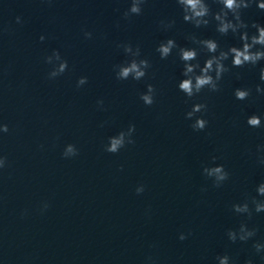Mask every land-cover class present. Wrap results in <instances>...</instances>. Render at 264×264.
Masks as SVG:
<instances>
[{
  "label": "water",
  "instance_id": "1",
  "mask_svg": "<svg viewBox=\"0 0 264 264\" xmlns=\"http://www.w3.org/2000/svg\"><path fill=\"white\" fill-rule=\"evenodd\" d=\"M208 3L213 12L221 8ZM131 4L0 0V125L9 129L0 132L7 161L0 169V264H218L223 255L230 264H264V251L253 247L264 243V212L251 204L264 200L256 191L264 183V94L256 92L264 88V60L237 68L230 56L219 91L189 98L178 88L186 78L179 48L197 49L192 63L203 67L211 54L189 37L215 39L226 51L242 46L239 35L219 34L214 20L200 28L185 22L177 0H145L139 15L125 18ZM242 19L251 36L252 23L264 26V10L253 3ZM162 21L175 23L165 29ZM168 39L178 47L161 59L156 49ZM123 44L138 46L136 59L149 61L141 80L116 78V66L133 58ZM54 51L68 68L50 79L58 62L45 58ZM81 77L87 83L77 87ZM149 84L156 90L151 106L140 99ZM237 88L251 95L238 100ZM197 103L207 110L187 119ZM252 115L260 127L247 124ZM197 118L208 121L202 131L192 128ZM133 124V144L105 151L110 137ZM69 144L78 155L64 158ZM217 165L229 173L220 187L203 173ZM245 201L251 219L232 209ZM241 223L256 235L233 243L227 232Z\"/></svg>",
  "mask_w": 264,
  "mask_h": 264
},
{
  "label": "clouds",
  "instance_id": "2",
  "mask_svg": "<svg viewBox=\"0 0 264 264\" xmlns=\"http://www.w3.org/2000/svg\"><path fill=\"white\" fill-rule=\"evenodd\" d=\"M215 3L221 5V8L217 12H213L209 6L208 0H177V3L182 7L183 20L185 22L193 24L196 28L206 27L210 24L211 20L216 22V31L221 35H227L229 32L239 35V39L242 43L241 47H230L226 51L220 49L218 42L215 39H197L195 36L189 37L194 44L200 46L201 50L210 53L211 55L205 61L203 67L196 61L198 57V51L195 48H179V57L184 62L183 76L186 77L178 84V88L189 98L197 95L203 89L207 88L211 92L219 91V82L222 80L225 73L230 69L225 65V61L231 56L232 67L242 68L245 65L255 66L261 60H264V26L257 23H252L251 27L256 29V33L249 35V25L242 19V10L251 7L253 3H256L257 7L264 10V2L261 0H214ZM145 3V0H132L131 7L124 14L125 18L129 15H139L142 11L141 5ZM231 14V18H229ZM211 18V19H210ZM16 22L22 23L21 17H16ZM165 29L172 27L175 21H170L165 24L161 22ZM244 30V31H241ZM85 37L92 38L91 32H85ZM41 41L45 38L40 37ZM257 46H260L257 48ZM123 47L124 52L133 57L128 63L116 66V78L119 80H127L131 77L134 80H141L147 74L146 70L150 67V63L147 59H136L140 56V48L137 46L133 49L130 44L118 45ZM175 40L168 39L166 42L160 43L156 51L160 54L161 59H166L172 54L174 48H177ZM58 62L53 70L48 74L50 79L56 78L63 74L67 68L68 63L63 60L58 51H54L52 55L45 58V62L53 64ZM197 69L199 74H197ZM214 73V75H213ZM260 80L264 81V67L260 69ZM87 83L86 77H81L77 81V87L83 86ZM155 88L149 84L147 85V91L141 94L140 99L145 105L151 106L154 103ZM256 92L264 94V88L257 85ZM236 99L246 100L251 95V90L237 88L234 92ZM99 106H103V100L97 101ZM207 110L206 104L197 103L194 104L191 111L186 113V118L191 119L196 113H200ZM208 121L203 118H197L192 124L194 130H204L207 127ZM261 118L257 115H252L247 119V124L250 127L258 128L261 126ZM9 131L6 124L0 125V132L7 133ZM135 132V125H129L127 131H121L118 135L110 137L109 143L105 148V151L109 153H117L126 144H133L135 141L132 139ZM258 151L264 152V145L258 146ZM64 158H70L78 155V150L75 145L69 144L65 147L63 153ZM216 157H212L215 161ZM6 158L0 156V169L6 166ZM259 163L264 165V155L259 158ZM203 173L213 179L214 186L220 187L223 182L229 178V173L224 169L223 165H217L212 167H204ZM144 191L143 185L136 188L137 194ZM258 195L264 196V183H261L256 189ZM251 204L254 206V211L257 213L264 212V200H257L252 198ZM47 204L44 205L46 209ZM234 212L238 214H247L251 219L253 209L249 207V202L245 201L241 204L232 205ZM255 228H248L245 223H241L238 230H229L227 232L228 239L235 243L237 240L241 242H247L250 238L256 235ZM187 236L183 233L180 234L179 239L185 240ZM257 253L264 251V243H255L253 245ZM264 259V257H262ZM218 264H230V257L228 255L218 256ZM245 264H253L251 259L247 260Z\"/></svg>",
  "mask_w": 264,
  "mask_h": 264
}]
</instances>
